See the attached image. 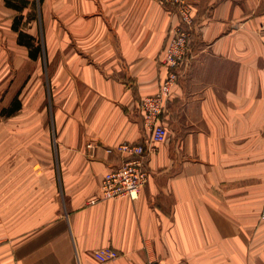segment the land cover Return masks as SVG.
Wrapping results in <instances>:
<instances>
[{"label":"crops","instance_id":"obj_1","mask_svg":"<svg viewBox=\"0 0 264 264\" xmlns=\"http://www.w3.org/2000/svg\"><path fill=\"white\" fill-rule=\"evenodd\" d=\"M188 2L191 62L162 115L168 138L144 160L148 182L136 200L88 205L126 161L106 151L147 144L140 103L166 76L177 17L159 0H35L52 129L8 146L7 171L0 144V264H101V248L119 253L103 264H264V1Z\"/></svg>","mask_w":264,"mask_h":264},{"label":"built area","instance_id":"obj_2","mask_svg":"<svg viewBox=\"0 0 264 264\" xmlns=\"http://www.w3.org/2000/svg\"><path fill=\"white\" fill-rule=\"evenodd\" d=\"M160 4L174 10L177 25L170 31V38L165 48L164 66L167 73L157 91L141 100L140 113L143 126L149 133L147 144L137 145L123 143L108 154L115 152L126 161L115 171L105 173L99 183V195L88 201V205L98 202L129 198L136 200L142 188L147 184L149 174L144 169V160L155 145L163 144L168 138V131L162 123V115L178 79L190 66L191 37L196 28L193 10L188 0H159ZM264 32V23L261 25ZM87 148H91L90 145ZM260 221L264 225V205L260 213ZM119 253L113 249L101 248L93 252L98 263L115 260Z\"/></svg>","mask_w":264,"mask_h":264},{"label":"rangeland","instance_id":"obj_3","mask_svg":"<svg viewBox=\"0 0 264 264\" xmlns=\"http://www.w3.org/2000/svg\"><path fill=\"white\" fill-rule=\"evenodd\" d=\"M34 2L35 0L33 7L24 10L25 5L22 2L12 0L11 4L20 8L15 14L14 27L17 31L12 27L13 24L10 25L11 17L6 19V23H3V19L0 23V144L5 147L1 157L4 162L2 167H5L6 171L11 165L9 162L15 159L8 146H25L29 140L26 137L28 129H52L51 115L54 112V105L50 95L52 91L50 68L46 66L43 54L36 61H32L27 57L25 47L16 45L13 40L16 36L17 41L19 33L25 35L31 33L37 37L36 42L41 46L40 10ZM263 23L264 21L258 26L260 31ZM15 99L21 108L8 116L6 111H2L7 110ZM31 114L42 116L43 119L38 120L40 118L37 116L33 119Z\"/></svg>","mask_w":264,"mask_h":264},{"label":"trees","instance_id":"obj_4","mask_svg":"<svg viewBox=\"0 0 264 264\" xmlns=\"http://www.w3.org/2000/svg\"><path fill=\"white\" fill-rule=\"evenodd\" d=\"M22 2L24 5L26 4L24 1H20ZM12 2L11 1H6V5L8 7H12L14 9H16L17 11H20V8H18L17 6H14L11 4ZM16 23V19L14 20L13 22V25L12 27L14 28L15 31L16 28L14 27ZM17 44L19 46H23V47H26L29 49V58L32 59V60H36L38 55L41 53V46L36 42L35 38L29 36V35H25V34H21L19 33L18 34V38H17ZM20 103L17 101V99L13 100L11 102V105L9 106V108L7 110H3L2 112H5L7 113L8 116H11L13 115L14 113H16L17 111L20 110Z\"/></svg>","mask_w":264,"mask_h":264}]
</instances>
